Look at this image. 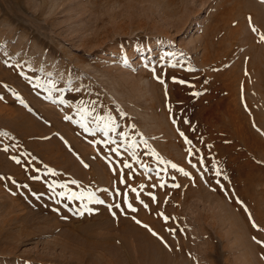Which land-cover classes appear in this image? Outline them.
Instances as JSON below:
<instances>
[{
  "label": "rangeland",
  "instance_id": "374dc122",
  "mask_svg": "<svg viewBox=\"0 0 264 264\" xmlns=\"http://www.w3.org/2000/svg\"><path fill=\"white\" fill-rule=\"evenodd\" d=\"M261 36L264 0H0V264H264Z\"/></svg>",
  "mask_w": 264,
  "mask_h": 264
},
{
  "label": "bare ground",
  "instance_id": "6f19581e",
  "mask_svg": "<svg viewBox=\"0 0 264 264\" xmlns=\"http://www.w3.org/2000/svg\"><path fill=\"white\" fill-rule=\"evenodd\" d=\"M208 34H207V36H206V42H205V45H204V47H203V50H204V57H203V59H202V61H201V63L203 64V66L205 67V70L206 71H208L212 76H213V82H215V84H217V83H220V82H224L225 81V85H224V87H226V85H227V89L225 90V96H226V98H233L234 96H236V97H239L240 98V101L241 102H243L244 103V105L246 106L245 108H247L249 111L251 110V106H250V104H249V102H247V101H245L244 100V94L243 93H238L239 94V96H238V94L236 93V91L233 93V91L234 90H236V89H234V87H238V85H237V75L235 76L233 73H231V75L227 78L226 76H224L223 74H220V73H218V72H215V71H218V69H219V66L221 65V63H222V60H221V58H220V56L221 55H218V54H214V55H212L213 57H209V56H207L208 54H207V51H208V46H207V40H208ZM234 41H235V39H234ZM233 41V42H234ZM234 44V43H233ZM225 55V54H224ZM264 62V61H263ZM252 66V68H250L249 70H251V72H253V71H255V70H257V72H260L263 76H264V64L262 63L261 64V67L259 66V65H254V64H252L251 65ZM247 69H248V66H247ZM248 70V71H249ZM214 73H213V72ZM213 73V74H212ZM239 77V76H238ZM226 79H228V83H226ZM209 80H211V77L209 76V74H207V79H206V81H207V84H205V88L208 86V85H210L211 83L209 82ZM239 86H241V88L242 89H244V90H247V84H244V83H242L241 85H239ZM221 88V87H220ZM234 89V90H233ZM233 90V91H232ZM218 92H219V88H216L215 89V91H213L212 93H208V95H207V100L208 101H213L214 102V104H216L215 106H214V108L213 107H211V109H209V110H207V112H210V114H207L208 116L206 117L207 119L206 120H204V122H205V124L206 123H208L209 125H213V127L212 128H214V127H217L216 125H218L217 123H220L221 125H222V122L223 121H221V117H223V115L222 114H220V115H222V116H218V113H219V111H221V110H219V108H220V104H223L222 102H221V99L223 98L222 96H221V98H219L218 99V97H219V95H218ZM223 93V92H222ZM235 93H236V95H235ZM209 94L212 96V98H210V96H209ZM223 95V94H222ZM219 101H218V100ZM235 99V98H234ZM233 99V100H234ZM231 100V99H230ZM237 100V99H236ZM239 100V99H238ZM227 103H228V100H227ZM227 105H229V103L227 104ZM226 105V106H227ZM213 106V105H212ZM223 106L224 105H222V107L220 108V109H222L223 108ZM225 107V106H224ZM231 107H233V106H231ZM210 108V107H209ZM216 108V110H212V109H215ZM234 108H236V107H234ZM233 110V109H232ZM230 108H227V109H225V111H224V113H226V117H227V120H226V118H225V120L228 122H223V124L226 126V125H231V126H233V127H236V119L237 118H235V116L233 115V111H232ZM236 110V109H235ZM206 111V110H205ZM238 111V110H237ZM241 111V110H240ZM212 112V113H211ZM239 112V111H238ZM204 114H205V112H203ZM203 113H202V115L201 116H203V117H205L206 116V114H205V116L203 115ZM223 113V114H224ZM235 113V112H234ZM225 115V114H224ZM202 117V118H203ZM204 119V118H203ZM217 119L219 120V122H215V121H217ZM212 120V121H211ZM222 120H224L223 118H222ZM211 121V122H210ZM227 123V124H226ZM239 123V122H238ZM248 124V123H247ZM215 125V126H214ZM220 125V127H223L224 125H222L221 126ZM207 126V125H206ZM219 126V125H218ZM245 126H246V121H245ZM210 127V126H209ZM229 127V126H228ZM247 127V126H246ZM227 128V127H226ZM245 128V127H244ZM236 129V128H235ZM246 129V128H245ZM217 130H219V129H217ZM243 130V129H242ZM247 130V129H246ZM221 131V130H220ZM237 131V130H236ZM213 132V131H212ZM219 132V131H218ZM222 132V131H221ZM221 132H219V133H221ZM231 132H232V130H231ZM233 134V133H232ZM217 137H219V136H217Z\"/></svg>",
  "mask_w": 264,
  "mask_h": 264
},
{
  "label": "snow or ice",
  "instance_id": "6c2138e0",
  "mask_svg": "<svg viewBox=\"0 0 264 264\" xmlns=\"http://www.w3.org/2000/svg\"><path fill=\"white\" fill-rule=\"evenodd\" d=\"M253 30V32H255L256 30H255V28H253L252 29ZM260 40L261 41H264V36H261L260 37ZM123 59V63L124 64H127L128 63V60H127V58H122ZM160 83H164V81L163 80H160L159 81ZM180 83H184L183 81H180ZM193 95H199V93H193ZM83 111V110H82ZM65 119L67 120V119H70V117H65ZM181 135H183L182 133H181ZM186 143H188V141L186 140ZM113 151H115V149H113ZM17 163H19V161H17ZM124 167H130V165H128L127 163H125L124 164ZM171 167L172 168H176L177 166L175 165V164H173V165H171ZM179 171H181L184 175H188L186 172H183V169H179ZM217 175H219V172H217ZM38 178V177H37ZM121 182H123V181H121ZM162 187H163V184L161 185ZM172 187L173 188H178L179 187V185H177V184H173L172 185ZM133 191H135V189H133ZM61 196H63L64 195V193H61L60 194ZM69 199H72L73 197L72 196H70V197H68ZM75 198H78V197H75ZM153 200H155V197H153ZM98 203H102V201H97ZM125 203H127V200H125ZM117 207H119V205H117ZM145 207H147V206H145ZM129 208H131V205H129ZM132 211H135V209L134 208H132L131 209ZM164 219H165V221H167V217H164ZM137 223H139V221H137ZM253 227H256V225L254 224L253 225ZM153 235H156V233H154L153 232ZM255 239V238H254ZM257 243H260L262 246H264V242H261V241H256Z\"/></svg>",
  "mask_w": 264,
  "mask_h": 264
}]
</instances>
